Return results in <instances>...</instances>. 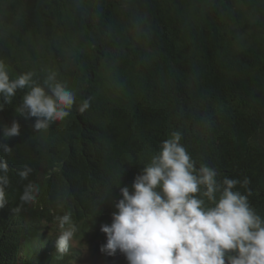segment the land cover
Segmentation results:
<instances>
[{
  "label": "trees",
  "instance_id": "obj_1",
  "mask_svg": "<svg viewBox=\"0 0 264 264\" xmlns=\"http://www.w3.org/2000/svg\"><path fill=\"white\" fill-rule=\"evenodd\" d=\"M0 60L11 79L33 72L42 84L55 71L77 106L91 100L83 114L74 106L37 132L36 118L16 111L27 88L0 110V138L20 124L6 141L12 153H0L10 169L0 264H74L76 244L56 252L55 218L68 212L105 244L100 229L112 223L121 188L134 191L177 131L197 168L247 178L234 191L250 190L264 217V0H0ZM29 181L39 192L25 204Z\"/></svg>",
  "mask_w": 264,
  "mask_h": 264
},
{
  "label": "clouds",
  "instance_id": "obj_2",
  "mask_svg": "<svg viewBox=\"0 0 264 264\" xmlns=\"http://www.w3.org/2000/svg\"><path fill=\"white\" fill-rule=\"evenodd\" d=\"M33 72L10 78L6 64L0 60V110L10 104L18 90L28 91L16 111L24 118L35 117L37 131L46 130L56 121L67 118L76 104V94L66 83L48 71L43 83ZM91 106L84 99L78 111ZM20 134V124L13 121L3 127L0 153L10 155L13 148L6 142ZM182 134L173 132L161 143V150L135 177L130 191L122 187V198L115 203L112 223L101 226L107 241L101 252L113 256L119 250L129 264H264V217L250 205L248 195L234 191L238 179L224 177L207 164L198 168L187 149L180 143ZM9 164L0 156V209L7 203L10 186ZM32 172L24 166L19 172L28 180ZM39 188L29 181L20 196L22 203L35 200ZM20 207L13 209L19 211ZM57 251L68 252L77 231L71 213L55 218Z\"/></svg>",
  "mask_w": 264,
  "mask_h": 264
},
{
  "label": "rangeland",
  "instance_id": "obj_3",
  "mask_svg": "<svg viewBox=\"0 0 264 264\" xmlns=\"http://www.w3.org/2000/svg\"><path fill=\"white\" fill-rule=\"evenodd\" d=\"M105 236L95 230H77L73 243L80 247L79 255L74 264H126L128 260L125 254L117 252L109 256L101 252Z\"/></svg>",
  "mask_w": 264,
  "mask_h": 264
}]
</instances>
